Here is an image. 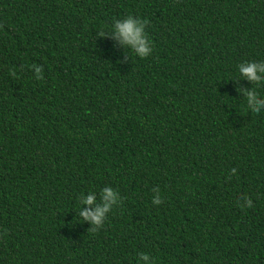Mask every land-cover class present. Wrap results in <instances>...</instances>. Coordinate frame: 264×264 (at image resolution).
I'll return each mask as SVG.
<instances>
[{
	"label": "trees",
	"instance_id": "obj_1",
	"mask_svg": "<svg viewBox=\"0 0 264 264\" xmlns=\"http://www.w3.org/2000/svg\"><path fill=\"white\" fill-rule=\"evenodd\" d=\"M128 15L145 58L114 34ZM249 62L264 0H0V264H264Z\"/></svg>",
	"mask_w": 264,
	"mask_h": 264
},
{
	"label": "clouds",
	"instance_id": "obj_2",
	"mask_svg": "<svg viewBox=\"0 0 264 264\" xmlns=\"http://www.w3.org/2000/svg\"><path fill=\"white\" fill-rule=\"evenodd\" d=\"M144 23L137 19H134L131 15L126 16L122 20H117L114 24V34L119 38V40L127 45L131 46V49L139 55L141 58H145L152 51L149 48V44L152 43L148 36L144 33ZM100 35H104L101 32ZM264 71V63L257 64L255 62H249L247 64H241L239 67L240 74L246 76L250 81H259L260 76L257 75V69ZM248 104L253 106L254 111H259L258 105L264 103V101H259L256 99V93L249 91L247 92ZM234 171V169H233ZM116 195L111 188H105L103 190V200L102 206H97L93 209H84L80 211L79 216L84 219L90 220L93 224L99 225L103 218L104 213L109 210L110 205L116 200ZM94 202V196L89 195L83 200L85 204H92ZM153 203H160L158 199H154ZM248 207H252L251 202H249ZM141 258L144 261H148L149 257L146 254H141Z\"/></svg>",
	"mask_w": 264,
	"mask_h": 264
}]
</instances>
